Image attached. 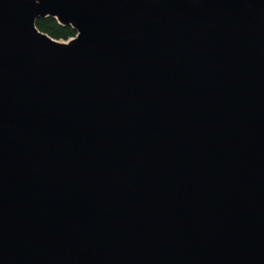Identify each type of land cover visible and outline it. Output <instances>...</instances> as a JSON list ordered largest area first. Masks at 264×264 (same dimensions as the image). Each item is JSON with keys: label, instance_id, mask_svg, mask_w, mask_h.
Returning a JSON list of instances; mask_svg holds the SVG:
<instances>
[{"label": "water", "instance_id": "1", "mask_svg": "<svg viewBox=\"0 0 264 264\" xmlns=\"http://www.w3.org/2000/svg\"><path fill=\"white\" fill-rule=\"evenodd\" d=\"M0 264H264V0H0Z\"/></svg>", "mask_w": 264, "mask_h": 264}, {"label": "trees", "instance_id": "2", "mask_svg": "<svg viewBox=\"0 0 264 264\" xmlns=\"http://www.w3.org/2000/svg\"><path fill=\"white\" fill-rule=\"evenodd\" d=\"M36 28L47 34L54 40H68L76 35V31L70 26L60 25L55 18H38L35 22Z\"/></svg>", "mask_w": 264, "mask_h": 264}, {"label": "rangeland", "instance_id": "3", "mask_svg": "<svg viewBox=\"0 0 264 264\" xmlns=\"http://www.w3.org/2000/svg\"><path fill=\"white\" fill-rule=\"evenodd\" d=\"M60 41H67V40H60Z\"/></svg>", "mask_w": 264, "mask_h": 264}]
</instances>
